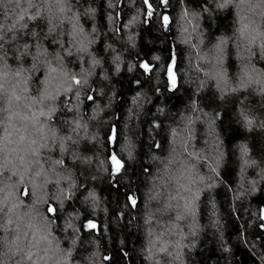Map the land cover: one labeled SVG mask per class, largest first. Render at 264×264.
Segmentation results:
<instances>
[{"label": "trees", "instance_id": "trees-1", "mask_svg": "<svg viewBox=\"0 0 264 264\" xmlns=\"http://www.w3.org/2000/svg\"><path fill=\"white\" fill-rule=\"evenodd\" d=\"M238 4L243 16L236 12ZM27 7L28 0H2L0 24L7 30ZM57 7L54 3L53 11ZM86 8L94 11L78 22L65 20L64 28L71 32L73 23L83 25L87 38L78 34L73 55L62 64L53 60L55 72L40 57L37 71L16 75L34 61L25 57L21 65L18 45L4 46L9 67L0 79V136L5 127L13 130L11 124L21 126L8 117L31 105L26 86L33 96L43 89L45 108L56 109L51 121L56 138L29 122L38 143L41 135L55 140L51 152L42 150L51 157L43 169L20 164L19 156L35 147L27 141L8 144L0 153V196L11 192L8 207L18 204L13 227L28 230L31 224L39 235L51 233L52 244L42 245L47 264H264V95L259 91L264 60L249 63L241 55L257 32H264V5L260 0H234L227 8L205 0H80L73 12ZM94 59L100 63L94 65ZM72 73L87 83L77 86ZM113 155L121 162L119 172ZM55 159L64 164L54 165ZM69 185L71 198L63 199ZM24 189L31 196H24ZM178 194L197 197L194 218L175 221L168 205L177 203ZM49 205L57 211L49 213ZM161 247L168 251L160 252ZM4 251L7 262L10 254Z\"/></svg>", "mask_w": 264, "mask_h": 264}, {"label": "snow or ice", "instance_id": "snow-or-ice-1", "mask_svg": "<svg viewBox=\"0 0 264 264\" xmlns=\"http://www.w3.org/2000/svg\"><path fill=\"white\" fill-rule=\"evenodd\" d=\"M2 2V0H0ZM148 0H145L147 3ZM167 2V0H164ZM234 0H205V3H216L218 8H227L230 4H232ZM58 5V7L53 11V4ZM74 3H80V0H28V7L23 9L20 14L13 21L11 27L7 30L4 29V26L0 24V79L3 78L2 69H7L9 66L6 63L7 59V50L5 49V44H17L15 52L16 60L23 65L25 62V57H30L34 63L31 69H27L21 67L20 71L16 73V75H21L24 71L34 72L38 70V63L40 57H45V62L49 65L50 72L57 71L56 67H52L53 60L59 61L61 64L63 63L64 57L73 55V49L76 48L75 40L78 34H84L85 38H87V33L83 25H78V23H73L72 31L69 32L64 28L65 20H75L79 21L80 15H87L88 13L94 11L91 8H86L84 13L77 14L73 12ZM260 3L264 5V0H260ZM35 9V11H31ZM72 12V17H68L67 14ZM57 13L63 14L64 18L61 19ZM151 14V13H150ZM165 22H167V17H164ZM29 22H35L34 24H30ZM247 25L244 26V29H247ZM244 29L241 30V35L244 34ZM254 31H256L254 29ZM10 34V36H9ZM257 38H259V43L257 44ZM22 41V43H21ZM89 43H92L89 40ZM223 43V41L221 42ZM46 44H50L55 52L49 51V48ZM33 48H35V52H33ZM86 51V49H76V52ZM243 59H247L249 63L253 61V59L264 60V32H257V37H253L249 43V45L245 48L244 53L241 54ZM100 61L94 59L93 64H99ZM146 71L149 70V66L147 64L141 65ZM170 79L172 80V86L175 87V79L172 74V69L169 67ZM65 76L68 75L67 72L64 73ZM245 75L248 76L249 84L252 83L251 76L245 71ZM31 77L25 79L24 83L27 85L28 80ZM71 79L73 82L80 86L82 84H86L87 80H81L77 78L76 73L71 74ZM46 80V78H45ZM257 83H262L261 81H256ZM42 84L45 81H41ZM244 83H241L239 87H245ZM4 85L0 83V95H2ZM236 91V89H232ZM66 91H71V88L66 89ZM261 95H264V86L259 89ZM23 92L28 94V97L31 100V105H24V108L27 110L25 112H21L19 109L12 112L8 120L11 122L13 118H17L21 121V126L17 127L15 124H11L12 131H9L7 127L3 130V135L0 136V153L4 152L6 146L8 144L16 143L23 144L25 141L30 146L35 145V147H30V149L24 154L19 156V161L21 165L25 166V170L32 165H38L41 169L44 168V164L47 163L51 157L45 156L42 150H48L51 152L53 149L49 148L50 143H54V139H49L46 136L41 135V142L34 138H31V133L29 132V122L33 124V126L39 125L38 131L43 133L45 130L51 131L52 137H57V131L52 128L51 121L53 118V113L56 111L55 106L46 109L44 100H45V91L41 88L37 89L39 95L33 96L29 93V88L26 86L23 89ZM12 97L15 101H20L22 98L20 95H17L15 91L12 93ZM51 99H55V97H49ZM89 100H92L93 97L89 96ZM39 104L40 107L38 111H33L35 105ZM3 109H0L2 112ZM28 113H31L29 115ZM43 118V119H42ZM245 120L249 125L253 123L251 119H248L245 116ZM3 121L0 120V124ZM76 127H84V125L80 124L79 121H75ZM18 139H12L13 137H17ZM64 139H71V137H65ZM61 150H65L64 146L61 145ZM15 151V149H13ZM35 158V159H33ZM43 160V162H42ZM112 163L115 165V171L119 172L122 167L121 162L117 159L116 155L111 157ZM11 163V161H8ZM54 165L61 166L64 164L63 159H55L52 161ZM194 167V166H193ZM56 169L54 168L53 171ZM0 175H3V172H0ZM13 175H16L14 172ZM65 179H70V177H65ZM202 180L203 177H200ZM21 183H23V177L21 176ZM70 191L69 195L63 197V199L71 198L72 191L71 185H69ZM188 190V189H185ZM4 190L0 189V193ZM22 194L24 196H31V191L28 189H24ZM89 196L94 198V193H89ZM12 197V193L9 192L7 195L0 196V218L7 216L6 220L0 219V231L4 234L0 235V264H47L46 257L48 256V249L42 247L43 244L51 245V233L47 235H39L38 230L32 231L31 224L26 227L28 230L22 229L18 224L16 227H13L15 221L12 219V214L15 213V210L18 207L17 203H13L11 207H8L9 200ZM196 196H193L191 199L185 198L183 196L173 197V199L177 200L175 205L169 204V210H174L176 215L174 217L176 222H183L189 216L195 217V209H196ZM180 200H184V203H179ZM62 202V201H61ZM133 205L136 204V201L132 200ZM49 213H55L57 211L56 208L49 205L47 208ZM22 219V217H17V220ZM89 227H94L93 224L89 223ZM69 227L71 225L69 224ZM174 227L179 228L180 224H174ZM195 235V232L191 233ZM58 247V244H57ZM4 249L9 253V260L5 262L3 259L5 255ZM160 252H167V247H161L159 249ZM170 254V253H169Z\"/></svg>", "mask_w": 264, "mask_h": 264}, {"label": "rangeland", "instance_id": "rangeland-1", "mask_svg": "<svg viewBox=\"0 0 264 264\" xmlns=\"http://www.w3.org/2000/svg\"><path fill=\"white\" fill-rule=\"evenodd\" d=\"M238 8V9H237ZM236 12H237V14H239V15H241V16H243V9L241 10V8H240V6H239V4L238 5H236ZM248 83H249V81H248ZM252 83H254V81H252ZM251 84V83H250Z\"/></svg>", "mask_w": 264, "mask_h": 264}]
</instances>
